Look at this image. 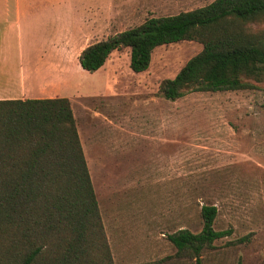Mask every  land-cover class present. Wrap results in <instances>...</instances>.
<instances>
[{
  "label": "rangeland",
  "instance_id": "obj_1",
  "mask_svg": "<svg viewBox=\"0 0 264 264\" xmlns=\"http://www.w3.org/2000/svg\"><path fill=\"white\" fill-rule=\"evenodd\" d=\"M45 3V13L25 19L36 28L23 39L32 48H48L61 25L63 35L78 41L64 49V76L77 86L63 96L75 118L112 264H196L176 253L167 234L198 232L202 204L217 207L213 227L229 233L202 249L200 264H264V80H250L244 89L161 97V81L202 49L195 40L157 46L144 71L129 67V48L123 47L88 72L78 64L82 46L140 24L152 8L132 0ZM155 7L156 16L169 13ZM16 44L10 35V46ZM3 197L0 189L1 214ZM0 222L1 244L10 239V225ZM5 258L0 254V262Z\"/></svg>",
  "mask_w": 264,
  "mask_h": 264
},
{
  "label": "trees",
  "instance_id": "obj_2",
  "mask_svg": "<svg viewBox=\"0 0 264 264\" xmlns=\"http://www.w3.org/2000/svg\"><path fill=\"white\" fill-rule=\"evenodd\" d=\"M181 40L198 41L202 49L161 81L158 93L165 99L244 89L250 80H264V0H212L148 17L87 44L78 64L96 71L112 51L128 47L129 67L140 72L154 48ZM0 189L5 202L0 219L10 225V239L0 244L6 257L0 264H112L67 97L0 100ZM216 214L215 205L202 204L198 232L180 228L167 234L176 253L200 264L202 249L229 233L214 229Z\"/></svg>",
  "mask_w": 264,
  "mask_h": 264
},
{
  "label": "crops",
  "instance_id": "obj_3",
  "mask_svg": "<svg viewBox=\"0 0 264 264\" xmlns=\"http://www.w3.org/2000/svg\"><path fill=\"white\" fill-rule=\"evenodd\" d=\"M132 1L137 6L146 1L148 6L142 5L141 9L152 8L146 11L152 17L158 12L157 3L167 8L165 12L169 13L165 15H172L204 6L212 0H157L152 5L151 0ZM45 11V0H0V100L64 97V91L76 88L77 85L63 73L64 49H72L78 44L73 34L63 35L59 25V39L43 49L27 46L23 39L36 28L33 23L24 24L25 19ZM10 35L16 37V46H10ZM63 39L67 40L65 45ZM33 53L34 59H31Z\"/></svg>",
  "mask_w": 264,
  "mask_h": 264
}]
</instances>
